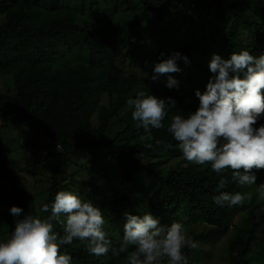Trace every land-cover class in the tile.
I'll return each mask as SVG.
<instances>
[{
    "label": "trees",
    "instance_id": "trees-1",
    "mask_svg": "<svg viewBox=\"0 0 264 264\" xmlns=\"http://www.w3.org/2000/svg\"><path fill=\"white\" fill-rule=\"evenodd\" d=\"M145 31L150 39L143 43ZM241 50L264 54V0L180 5L172 0H0V78L8 77L13 85L8 93L0 92V190L7 183L9 191L0 201L5 208L0 235L15 229L17 218L9 212L13 205L24 209L21 218L35 210L34 198L18 186L8 160L2 119L9 118L48 142L47 161L54 171L45 203L51 205L61 190L92 200L102 209L114 246L123 237L125 212H150L164 225H208L207 234L189 236L198 243L226 236L235 218L245 214L242 224L233 227L237 232L226 250L228 264H264V201L257 193L243 205H216L220 179L226 184L219 191L243 194L251 185L234 181L230 168L217 174L210 162L186 161L167 130L174 115L197 110L195 92H203L213 75L208 66L213 54L229 59ZM176 52L191 63L180 60V72L153 80L155 64ZM169 76L178 87L167 86ZM141 91L177 102L169 108L164 127L151 130V138L137 127L126 104ZM105 98L109 108L103 105ZM114 123L119 130L108 138ZM261 124L264 114L254 127ZM77 152L87 154L89 161L68 182L65 168ZM257 175L260 183L264 169ZM54 231L63 234L58 222ZM61 251L72 256V264H125L127 257L111 251L91 255L79 240ZM183 251L189 264L198 248Z\"/></svg>",
    "mask_w": 264,
    "mask_h": 264
},
{
    "label": "clouds",
    "instance_id": "clouds-1",
    "mask_svg": "<svg viewBox=\"0 0 264 264\" xmlns=\"http://www.w3.org/2000/svg\"><path fill=\"white\" fill-rule=\"evenodd\" d=\"M180 60L191 63L186 55L176 52L155 64L152 79L180 72ZM208 66L213 75L203 92H195L197 110L186 116L174 115L167 130L179 142L186 161L196 165L210 162L217 174L230 168L239 185H257V172L264 169V124L254 125L264 114V54L257 57L241 50L229 59L213 54ZM167 86L178 87V81L169 76ZM126 104L137 127L151 138V130L164 127L169 108H175L177 102L141 91ZM225 184V179H220L214 203L219 207L243 205L248 193L219 191ZM257 191L259 200L264 201V182ZM40 211L49 214L42 218L26 213L21 218L22 207L9 209L17 218L16 226L6 239H0V264H72V256L61 249L74 240L84 242L88 253L95 256L110 251L113 256L127 253L125 264H188L183 250L199 246L179 221L164 225L150 212H125L123 237L116 247L105 231L102 209L73 191H59L51 205L44 203ZM54 222L62 226V235L54 231Z\"/></svg>",
    "mask_w": 264,
    "mask_h": 264
},
{
    "label": "rangeland",
    "instance_id": "rangeland-1",
    "mask_svg": "<svg viewBox=\"0 0 264 264\" xmlns=\"http://www.w3.org/2000/svg\"><path fill=\"white\" fill-rule=\"evenodd\" d=\"M192 0H172L173 4L180 5L185 2L190 4ZM150 39L149 32L143 33V43L146 40ZM145 55L149 54L148 48H143ZM9 90H13V85L10 82L8 77L0 78V92L8 93ZM103 105L110 107V102L108 98H105ZM3 123L6 125V128L3 132L5 147L8 153L9 163L15 172L16 181L18 186L27 194L34 198V213L32 215L42 216L40 211L42 205L46 202L48 198V190L51 186V178L53 176L54 164L47 161V140L37 134L35 131L30 129H25L20 126V124L9 118H3ZM94 124L98 125V118L95 117ZM119 130V124L114 123L110 131L108 138L114 137V135ZM89 161V156L85 153L77 152L73 158V163L70 166L65 168L63 179L66 181H74V178L77 179L78 172L83 165L87 164ZM176 160H173L171 163H175ZM166 166H170L167 164ZM261 182H264V176L261 178ZM257 185H251L247 188L245 193H248L247 199H250L255 194L258 193ZM28 187L31 191L28 190ZM2 190V191H1ZM0 190V201L4 200L6 195L9 193L7 188V183L1 185ZM138 195L134 194L133 198L137 204H139ZM5 211V208H0V215ZM246 219V215L242 214L235 218L231 225L230 232L217 240L202 243L199 242L198 253L194 258L189 262V264H228L226 250L229 243L233 240L236 235V229L238 224H242L243 220ZM187 235L191 234L200 235L207 234L210 231L208 225H184ZM13 230L10 232L0 235V239H6ZM261 246L264 248V234L260 237ZM166 264V261L164 262Z\"/></svg>",
    "mask_w": 264,
    "mask_h": 264
}]
</instances>
